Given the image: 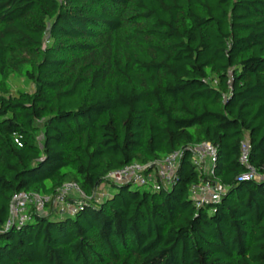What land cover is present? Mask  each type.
Returning a JSON list of instances; mask_svg holds the SVG:
<instances>
[{"label": "trees", "instance_id": "trees-1", "mask_svg": "<svg viewBox=\"0 0 264 264\" xmlns=\"http://www.w3.org/2000/svg\"><path fill=\"white\" fill-rule=\"evenodd\" d=\"M203 142L217 157L200 175ZM244 142L264 173V0H0V228L17 192L91 194L181 152L160 190L33 208L0 234V264H264V179L238 180ZM202 178L226 187L218 202L191 198Z\"/></svg>", "mask_w": 264, "mask_h": 264}, {"label": "built area", "instance_id": "built-area-1", "mask_svg": "<svg viewBox=\"0 0 264 264\" xmlns=\"http://www.w3.org/2000/svg\"><path fill=\"white\" fill-rule=\"evenodd\" d=\"M242 162L248 166V171L241 174L238 180H262L264 173L257 172L248 164L247 142L242 144ZM194 164L199 174L205 171L212 172V166L217 157V148L211 142H203L192 147ZM181 152L175 151L161 159L150 161L148 163L132 162L120 169L111 171L106 176L100 186H98L91 194H88L77 182H67L59 188L56 195L31 193L26 191L17 192L13 195L10 203V218L0 228V234L8 231L13 226H21L29 222L33 218V208L38 210V206H47L51 202L54 203L57 212L60 215H73L79 205L95 201L102 202L110 195V185L130 183L135 186L160 190L163 186L172 184L176 177L179 158ZM109 189V192H108ZM226 191V187L220 182H213L210 179H200V182L192 184L190 187L191 198L198 205L213 202L216 203L221 199L222 194ZM74 198V199H70ZM38 204V206H37Z\"/></svg>", "mask_w": 264, "mask_h": 264}, {"label": "rangeland", "instance_id": "rangeland-1", "mask_svg": "<svg viewBox=\"0 0 264 264\" xmlns=\"http://www.w3.org/2000/svg\"><path fill=\"white\" fill-rule=\"evenodd\" d=\"M21 80L22 79H16V78H14L13 75H9V77L6 80V83H8V85L12 89H14V88H17L18 86H21V84H22V81ZM29 87H31V86H29ZM108 192H109V189H108ZM70 199H74V198H70ZM37 206H38V204H37ZM37 208H38V210H40V211H42L44 213H46L48 211V209L46 208V206L44 207L41 204Z\"/></svg>", "mask_w": 264, "mask_h": 264}]
</instances>
